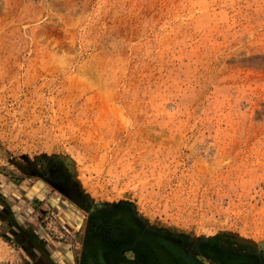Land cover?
Returning a JSON list of instances; mask_svg holds the SVG:
<instances>
[{
  "label": "rangeland",
  "instance_id": "1",
  "mask_svg": "<svg viewBox=\"0 0 264 264\" xmlns=\"http://www.w3.org/2000/svg\"><path fill=\"white\" fill-rule=\"evenodd\" d=\"M0 180L67 264H264V0H0Z\"/></svg>",
  "mask_w": 264,
  "mask_h": 264
},
{
  "label": "crops",
  "instance_id": "2",
  "mask_svg": "<svg viewBox=\"0 0 264 264\" xmlns=\"http://www.w3.org/2000/svg\"><path fill=\"white\" fill-rule=\"evenodd\" d=\"M14 181L9 182V180H0V238H3L4 236L9 238V236H11V234L9 233V231H7V229L9 228V226H12V224L14 225L15 228L20 229L21 231H25V234L30 235V239L27 237L28 243L30 244V247L32 249L33 254L30 252L29 254V259L31 260V262L33 263H29V264H67V258L66 261L65 260H61L62 257H64L62 255V251H60L59 249L56 250L57 252L54 253V255H49L47 253L44 252V244L43 242L41 243L39 241L38 238H34V236L32 235V232L30 230H28V227L33 226V222L31 219H29V221H25L19 222L16 220V216L14 213H17L18 210L22 209V205H24V202H26V198L21 197V190L22 189H18L15 191H11L10 188L14 187L13 184ZM15 184V183H14ZM10 190V192H9ZM43 192V190H42ZM53 195V194H52ZM55 195V194H54ZM34 198V197H33ZM36 201V200H35ZM58 201L60 203L63 204V206L65 207L64 209H67V207L69 206V208L71 209V202L68 201V199L64 198L62 196V198H59ZM68 205V206H67ZM72 210V209H71ZM59 211V209H58ZM62 211V210H60ZM11 222V224H10ZM84 260V259H83ZM87 260V257H86ZM65 261V262H64ZM84 264H100L101 262H97L96 260H92L89 262H81ZM70 264V262H69Z\"/></svg>",
  "mask_w": 264,
  "mask_h": 264
},
{
  "label": "flooded vegetation",
  "instance_id": "3",
  "mask_svg": "<svg viewBox=\"0 0 264 264\" xmlns=\"http://www.w3.org/2000/svg\"><path fill=\"white\" fill-rule=\"evenodd\" d=\"M66 192V191H64ZM68 194L67 197L68 198H72L71 196H69V191H67ZM11 224V222H10ZM7 231H9V233L11 234L10 237H12V239L14 240V242H16V244L26 253L29 254L30 252L33 254L32 249L29 248L30 244L28 243L27 237L30 239V235L25 234V231H21L18 228H15L14 225L12 224V226H9V228L7 229ZM102 244H94V243H90L89 245L84 246V251L86 253V257H87V262L90 263V261L92 260H96L97 262H102V248L101 247ZM30 255V254H29ZM28 255V256H29ZM100 263V264H101Z\"/></svg>",
  "mask_w": 264,
  "mask_h": 264
}]
</instances>
